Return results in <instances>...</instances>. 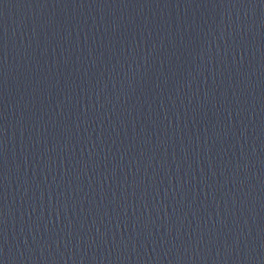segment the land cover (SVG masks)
Returning a JSON list of instances; mask_svg holds the SVG:
<instances>
[{
	"label": "water",
	"instance_id": "95a60500",
	"mask_svg": "<svg viewBox=\"0 0 264 264\" xmlns=\"http://www.w3.org/2000/svg\"><path fill=\"white\" fill-rule=\"evenodd\" d=\"M0 264H264V0H0Z\"/></svg>",
	"mask_w": 264,
	"mask_h": 264
}]
</instances>
